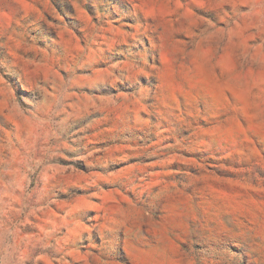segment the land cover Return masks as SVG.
Here are the masks:
<instances>
[{
  "label": "rangeland",
  "instance_id": "1",
  "mask_svg": "<svg viewBox=\"0 0 264 264\" xmlns=\"http://www.w3.org/2000/svg\"><path fill=\"white\" fill-rule=\"evenodd\" d=\"M0 264H264V0H0Z\"/></svg>",
  "mask_w": 264,
  "mask_h": 264
}]
</instances>
